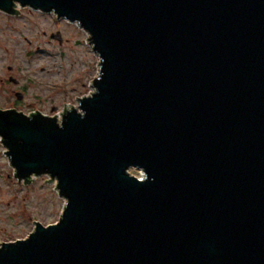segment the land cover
I'll return each instance as SVG.
<instances>
[{
	"label": "water",
	"instance_id": "obj_1",
	"mask_svg": "<svg viewBox=\"0 0 264 264\" xmlns=\"http://www.w3.org/2000/svg\"><path fill=\"white\" fill-rule=\"evenodd\" d=\"M19 2L86 33L98 71L59 116L0 111L13 178L64 200L0 264H264V0Z\"/></svg>",
	"mask_w": 264,
	"mask_h": 264
},
{
	"label": "rangeland",
	"instance_id": "obj_2",
	"mask_svg": "<svg viewBox=\"0 0 264 264\" xmlns=\"http://www.w3.org/2000/svg\"><path fill=\"white\" fill-rule=\"evenodd\" d=\"M58 33L61 44L52 37ZM87 38L79 27L53 14L29 8H23L19 15L0 14V78L9 74L27 88L24 103L30 109L26 114L38 111L59 116L65 104L77 106V98L92 92L98 58ZM36 65L41 66L32 71ZM38 179L44 183L39 185L31 208L23 206L30 197L19 196L12 169L0 159V243L25 239L35 223L48 226L59 220L64 200L54 185H47L48 178Z\"/></svg>",
	"mask_w": 264,
	"mask_h": 264
},
{
	"label": "clouds",
	"instance_id": "obj_3",
	"mask_svg": "<svg viewBox=\"0 0 264 264\" xmlns=\"http://www.w3.org/2000/svg\"><path fill=\"white\" fill-rule=\"evenodd\" d=\"M20 2H19V0H12V8L13 7H15V9H16V11L17 12H21L22 11V9H21V7H20ZM51 12H55L54 10H52ZM4 13V11H2V10H0V14H3ZM76 23H78V24H80V21H78V20H76L75 21ZM92 36H91V34H90V39H89V43H90V41H92ZM94 48H95V44H94V42L93 43H90ZM21 45H22V41H21ZM17 51H19L18 49H17ZM97 54H98V56H99V58H100V71H99V74H98V76L96 77V80H97V83H99V82H101L102 81V79H103V76H102V66H103V63H104V60H103V57H102V55L99 53V52H97ZM23 58L21 57V60H22ZM41 65H36L33 69H32V71H35L36 70V68H38V67H40ZM96 89V92H95V95H97L98 93H99V89H97V88H95ZM95 95H93L92 97H91V99L95 96ZM73 113V112H72ZM72 113H70V114H72ZM69 114V115H70ZM75 114L80 118V119H84L85 117H86V112L80 107V110H79V112L78 113H76L75 112ZM22 118H24V119H26V120H28L29 122H31V120H32V118H25V117H22ZM52 122H54V125H55V127L57 128V130H63V123H61L59 126H57V124H56V122L53 120ZM0 159H2V160H4L5 162H6V164L9 166V167H11L12 169H13V171L15 172V167L12 165V162H11V155H10V148L8 147V146H6V140H5V137L3 136V135H0ZM125 170V169H124ZM143 171V174H144V182L146 181V180H148V175H147V173L144 171V170H142ZM41 176H43V177H45V178H54L50 173H42V174H40V175H37L36 173H29L26 177H24V178H21V179H23V180H28L29 179V177H31V179H32V187L31 188H27V187H25V185L24 184H19L18 185V189H19V196L20 197H24V196H26V195H28L29 197H30V199L29 200H27V201H25L24 202V205L23 206H25V207H29V208H31V203H32V199H34L35 198V196H36V194H37V189H38V187H39V185H41V184H43L44 183V181L43 180H41V179H38V177H41ZM124 176H125V174H124ZM125 177H127V176H125ZM128 178V177H127ZM56 180H58L59 181V179L58 178H55ZM68 204H69V200L65 197V205H66V207L68 206ZM0 250H2V249H0Z\"/></svg>",
	"mask_w": 264,
	"mask_h": 264
},
{
	"label": "flooded vegetation",
	"instance_id": "obj_4",
	"mask_svg": "<svg viewBox=\"0 0 264 264\" xmlns=\"http://www.w3.org/2000/svg\"><path fill=\"white\" fill-rule=\"evenodd\" d=\"M7 70L9 71L10 68ZM26 94L27 88L20 80L10 76L9 74L7 77L5 76V78H0V99L2 100V102H0V111H16L18 113L26 114V111L30 109V107L26 106L24 103ZM17 184L24 183L17 181ZM2 243H0V245Z\"/></svg>",
	"mask_w": 264,
	"mask_h": 264
}]
</instances>
